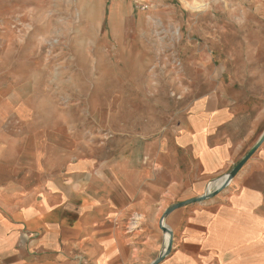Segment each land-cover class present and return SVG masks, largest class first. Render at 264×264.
I'll use <instances>...</instances> for the list:
<instances>
[{"label": "crops", "instance_id": "crops-1", "mask_svg": "<svg viewBox=\"0 0 264 264\" xmlns=\"http://www.w3.org/2000/svg\"><path fill=\"white\" fill-rule=\"evenodd\" d=\"M111 4L116 33L133 5ZM5 42L0 264H152L168 244L166 211L217 190L264 136L245 131L236 105L209 92L189 101L178 127L98 157L49 88L3 67ZM164 226L174 245L161 264H264V143L227 187L173 211Z\"/></svg>", "mask_w": 264, "mask_h": 264}, {"label": "rangeland", "instance_id": "rangeland-1", "mask_svg": "<svg viewBox=\"0 0 264 264\" xmlns=\"http://www.w3.org/2000/svg\"><path fill=\"white\" fill-rule=\"evenodd\" d=\"M111 1L0 0L3 67L49 88L98 157L178 127L209 92L264 134V0H129L116 33Z\"/></svg>", "mask_w": 264, "mask_h": 264}, {"label": "water", "instance_id": "water-1", "mask_svg": "<svg viewBox=\"0 0 264 264\" xmlns=\"http://www.w3.org/2000/svg\"><path fill=\"white\" fill-rule=\"evenodd\" d=\"M264 143V136L262 137V139L259 141L257 148H255L254 150H252L246 157H244L242 159V161L240 163H238V165L227 175L226 177V181L224 182L223 186L215 191H212V193L209 192V188L207 189V192L205 193L204 197L201 198H197V200H192L186 203H181L175 206H172L171 208H169L166 211V214L164 216V218L161 221V228L163 230V232L165 233V235H169V238L167 240V247L164 251V253L157 258V260H155L152 264H161L166 257H168V255L171 253L172 249H173V233L171 230H169L168 228H165L164 226V220L166 219V217L168 215H170L173 211L182 208V206L184 205H192V204H197L199 202H203L206 201L210 198H212L213 196H216V194H218L221 190H223L225 187H227V185L234 180V178L238 175V173L242 170V168L247 164V162L257 153L259 146Z\"/></svg>", "mask_w": 264, "mask_h": 264}, {"label": "built area", "instance_id": "built-area-1", "mask_svg": "<svg viewBox=\"0 0 264 264\" xmlns=\"http://www.w3.org/2000/svg\"><path fill=\"white\" fill-rule=\"evenodd\" d=\"M116 2H119V1H129V0H114ZM132 3L136 4L137 6L140 7L141 10L145 11L147 6L144 4H141L139 0H130ZM209 192H211V190H209Z\"/></svg>", "mask_w": 264, "mask_h": 264}, {"label": "bare ground", "instance_id": "bare-ground-1", "mask_svg": "<svg viewBox=\"0 0 264 264\" xmlns=\"http://www.w3.org/2000/svg\"><path fill=\"white\" fill-rule=\"evenodd\" d=\"M196 5H199L197 2H195ZM196 5H194L192 7L193 10H197V9H200V8H203V6H199V7H196ZM254 27V26H253ZM180 33V32H179Z\"/></svg>", "mask_w": 264, "mask_h": 264}]
</instances>
